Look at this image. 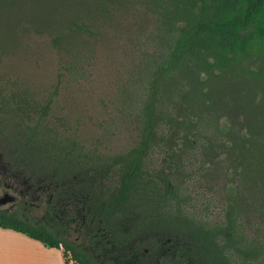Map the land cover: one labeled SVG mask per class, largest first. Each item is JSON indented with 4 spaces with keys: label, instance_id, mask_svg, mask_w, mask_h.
<instances>
[{
    "label": "trees",
    "instance_id": "16d2710c",
    "mask_svg": "<svg viewBox=\"0 0 264 264\" xmlns=\"http://www.w3.org/2000/svg\"><path fill=\"white\" fill-rule=\"evenodd\" d=\"M137 2L154 14L161 41L158 56L148 65L146 124L139 145L126 155L94 160L74 142L60 138L43 116L34 120L32 113L38 110L0 99V146L4 145L0 151L22 180L49 186L53 195L48 208L52 217L32 223L19 213L0 212V228L61 251L65 264H99L61 235V212L67 203L76 206L81 200L88 223L96 215L95 222H101L106 235L115 230L116 237H123L128 230L132 238L142 233L177 238L181 254L195 264H264V223L251 221L249 207L241 203L253 198L250 207L264 214V150L255 134L217 125L203 137L208 146L198 148L199 156L220 157L227 174L238 182L218 218L212 216L208 195L180 192L179 168L175 170L171 161L165 163L168 174L160 178L161 187L143 171L154 123L159 122L157 94L174 85H181L180 92L186 94L187 83L192 92L202 94L209 79L235 71L253 54L264 57V0H0V54L14 52L31 34L48 35L75 69L101 30ZM180 109L188 110L181 113V120L163 119L193 134L195 122L188 114L195 112ZM187 143L196 148L190 139ZM174 159L179 160L171 153L170 160ZM150 189L157 194L145 191ZM145 214L164 225L131 229L120 225L127 217L143 221L140 217ZM98 249L102 252L101 246Z\"/></svg>",
    "mask_w": 264,
    "mask_h": 264
},
{
    "label": "rangeland",
    "instance_id": "374dc122",
    "mask_svg": "<svg viewBox=\"0 0 264 264\" xmlns=\"http://www.w3.org/2000/svg\"><path fill=\"white\" fill-rule=\"evenodd\" d=\"M157 24L148 8L134 3L101 30L75 69H71V58L56 48L48 35L26 36L14 52L0 54V99L7 98L13 104L38 110V114L32 113L34 120L43 116L44 123L60 138L74 142L91 159L110 160L126 155L139 145L146 124L143 109L149 94L148 65L158 56L161 42ZM181 87L174 85L157 94L155 113L159 122L154 123L143 171L158 183L168 174L165 163L171 161L175 170L179 168L176 179L180 183L176 184L180 186V192L208 195L212 216L218 218L228 197H234L238 182L227 174L220 157L204 158L199 156V149L208 146L203 137L210 136L218 125L223 130L235 127L244 134H255L264 150V57L253 54L235 71L209 79L202 94L192 92L191 84L185 86L186 94L180 92ZM184 97L187 99H182ZM180 106L191 112L200 111L199 115L191 113L196 124L197 150L179 145L185 131L175 132L176 127L168 123L169 116L180 119L181 113L188 111H180ZM164 116L168 118L163 119ZM171 153L179 160H170ZM184 174L191 178L185 180ZM112 182L115 185V180ZM5 183L4 180L0 192H9ZM150 190L153 192L149 194H157ZM9 194L16 195L11 191ZM20 197L23 206L24 198ZM252 201L250 198L241 201L249 207L247 216L251 221L264 223L263 212L250 207ZM25 206L21 216L26 213L32 223L43 221L47 209L45 196L32 207ZM73 228L69 235L62 236L89 248L88 238ZM1 234L5 232L0 229ZM5 243L0 240V264H6L12 247H17L19 253L32 255L59 254L57 250L39 248L43 246L41 244L36 247L32 242L29 245ZM45 258L42 261L47 264L45 260L49 257ZM54 261L55 264L61 262L59 258Z\"/></svg>",
    "mask_w": 264,
    "mask_h": 264
},
{
    "label": "flooded vegetation",
    "instance_id": "af4514ba",
    "mask_svg": "<svg viewBox=\"0 0 264 264\" xmlns=\"http://www.w3.org/2000/svg\"><path fill=\"white\" fill-rule=\"evenodd\" d=\"M188 116L193 120V122H195L193 116L190 114H188ZM177 119L179 120V118ZM195 127L196 124H194V128ZM176 128L175 132H178L179 129L185 131L182 136V144L179 145L182 147L189 146L187 139H190L194 146L196 145L197 133L194 128L192 130L193 134L188 132L187 127L182 126ZM4 180L6 181L4 185L8 191L13 192V194H16L17 196L11 195L6 191L0 192V212L20 214L22 212V208L26 209V204H29L32 207L35 205V202L41 201L45 196L47 209L42 220L45 221L47 217H52L48 211L49 205L53 200L51 188L49 186H47V188L43 186H36L34 183L29 184L28 182H25V180H22L19 171H12L11 163L4 156V153L0 152V187H2V182ZM156 184L160 187L163 186L162 181H159L158 183L156 182ZM145 191L147 193L153 192L151 190ZM19 194L25 199H23V206L21 204V197ZM28 199L32 202L29 203ZM66 205L67 206L65 207L64 212H61V215L63 216L61 224L64 226V228L61 229V235H69L73 226L76 225L73 230L80 231V233L86 236L90 247L87 248L86 246H83V244H76L73 241H69L82 247V249L94 257L99 264H105V262L107 264H195L190 259L185 258L184 254H181L179 250L180 243H178L177 238L154 233H142L140 236L132 238V236L128 235V230L125 233L126 235L123 237H116L114 234L115 230L112 231V235L111 233L106 235L104 232L105 229L101 227V222H95L96 215L93 216L92 221L88 223V216L85 215V212L87 211L84 208L83 201L79 200V203L76 206L68 203ZM79 205L82 206L79 207ZM22 217L26 220L29 219L26 217V213H22ZM127 218L128 220L123 221L120 224L124 229H131L134 226L143 228H160L164 225L157 221H153L152 218L154 217L148 216V214L140 217L143 221L136 220L135 222H131L129 220L132 219V217ZM62 220H64V222ZM114 227H116V225ZM145 240L148 241L147 244L144 243ZM99 246L102 247V252L98 249ZM89 250L92 251V253H90Z\"/></svg>",
    "mask_w": 264,
    "mask_h": 264
},
{
    "label": "crops",
    "instance_id": "0c3cea01",
    "mask_svg": "<svg viewBox=\"0 0 264 264\" xmlns=\"http://www.w3.org/2000/svg\"><path fill=\"white\" fill-rule=\"evenodd\" d=\"M3 232H5L4 235L1 234L0 236V240L3 241L4 243H13L12 245H17L19 243H23L24 244H30L31 242L34 243V245H37L36 247H39L38 245H40L41 243L38 242V241H35L33 239H31L29 236H25L23 234H20V233H17V232H14L12 230H5V229H2L0 228ZM5 243V244H6ZM43 245V244H41ZM45 245L43 246H40L39 248H43L45 250H57V249H51V248H48V247H44ZM13 248V247H12ZM11 250L13 251H9L11 252V254H7L9 255V258H7L5 260V263L6 264H45L42 259H46L45 257H49V260H45V262H47V264H55V261L54 259L59 260L61 261L60 264H65L64 263V259L62 257V253L61 251H59V254H54V252H50L51 254H49V256L47 255H42V253H37L39 255H32V254H29V253H19L17 247L13 248ZM37 249V248H36ZM5 251V250H4ZM44 252H49V251H44ZM4 253V252H3ZM15 253V254H14ZM5 255V254H4ZM54 256V258H53ZM59 264V263H57Z\"/></svg>",
    "mask_w": 264,
    "mask_h": 264
}]
</instances>
